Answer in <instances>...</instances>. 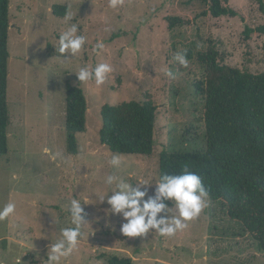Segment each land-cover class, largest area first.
<instances>
[{"label": "rangeland", "instance_id": "374dc122", "mask_svg": "<svg viewBox=\"0 0 264 264\" xmlns=\"http://www.w3.org/2000/svg\"><path fill=\"white\" fill-rule=\"evenodd\" d=\"M56 4L68 7L66 16L54 14ZM223 4L237 16L213 17L209 0H123L116 9L108 0H10L11 125L8 153L0 154V207L11 201L16 210L0 221V264L47 260L52 236L59 239V228L73 227V198L82 202L89 224L76 249L58 264H108L112 255L131 257L133 264H264V252L243 225L208 197L199 215L169 237L155 229L144 236L122 235V216L106 214L107 197L99 201L115 187L106 183L113 174L133 188L146 182L148 196H154L163 150L193 153L206 145L205 104L194 86L206 73L200 52L213 45L221 63L264 72V34L246 33L264 24L259 1ZM169 17L184 22L170 27ZM73 24L86 43L75 57L61 56L56 51L58 37ZM98 42L104 45L99 51ZM178 51L192 53L187 67L175 61ZM98 63L112 68L103 84L78 80L75 72ZM169 70L175 78L165 74ZM68 84L82 87L88 102L87 130L77 134L78 154L67 150ZM130 100H152L156 105L155 149L150 156L114 153L100 142L103 105ZM114 155L120 159L118 167L109 163ZM166 203L170 212L158 219L178 216L172 201Z\"/></svg>", "mask_w": 264, "mask_h": 264}, {"label": "trees", "instance_id": "16d2710c", "mask_svg": "<svg viewBox=\"0 0 264 264\" xmlns=\"http://www.w3.org/2000/svg\"><path fill=\"white\" fill-rule=\"evenodd\" d=\"M207 1V0H205ZM209 0L213 17L237 16L223 4ZM264 10V0H257ZM68 7L53 6L57 16H66ZM184 22L169 17L170 27ZM10 0H0V154L9 150L11 116L8 101ZM264 34V24L247 34ZM189 52L187 56L191 57ZM205 66L202 79L194 81L198 98L205 104L203 125L206 145L197 152L160 154V177L181 174L185 169L202 180L212 203L226 208L230 218L239 221L246 233L264 252V72L255 73L219 61L215 46L198 54ZM65 125L67 150L78 154L77 134L87 130L88 102L79 85L66 89ZM100 142L118 154L150 156L155 149L156 105L152 100H130L102 107ZM108 264H133L131 257L112 255Z\"/></svg>", "mask_w": 264, "mask_h": 264}, {"label": "clouds", "instance_id": "9594fccd", "mask_svg": "<svg viewBox=\"0 0 264 264\" xmlns=\"http://www.w3.org/2000/svg\"><path fill=\"white\" fill-rule=\"evenodd\" d=\"M123 0H108V6L116 9L122 6ZM78 27L73 24L67 30L62 31L59 40V47L56 51L61 55L70 53L73 57L83 48L86 38L83 35H77ZM104 45L98 42L95 46L97 51L102 50ZM175 61L187 67L188 61L185 52H177L174 57ZM112 72V68L107 63H98L94 68L81 67L77 74L80 82H86L94 79L97 85L105 82L107 74ZM165 74L175 78V73L166 71ZM109 163L118 167L120 159L114 155ZM106 183L112 187L111 195L99 196L101 203L105 202L107 197L106 214L122 216L123 222L120 225V232L127 237L144 236L155 229L161 236H173L176 232L187 227L186 221L196 217L205 206V198L208 192L201 178L194 172L185 169L181 174L169 175L164 174L158 181H155L156 192L154 196H148L146 190L149 184L137 183L133 185L120 182L119 177L115 174L106 178ZM145 188V190H141ZM145 197H148L145 199ZM143 200V204H141ZM166 201H172L174 208L178 210V216L166 215L158 219L161 213L170 212L169 205ZM86 203V202H85ZM16 205L9 201L0 207V221L7 219L14 214ZM71 223L73 227L59 228L60 238L53 239L48 247L47 260H41V264H58V262L67 257L76 249L79 240L83 238L84 228L89 224L86 220V213L82 202L78 198L70 200ZM57 227V222L54 219ZM56 233V232H55ZM25 255V254H24ZM36 259H40L37 254Z\"/></svg>", "mask_w": 264, "mask_h": 264}]
</instances>
